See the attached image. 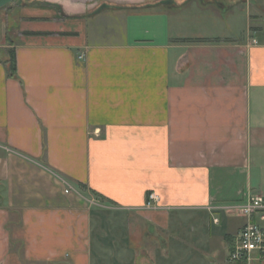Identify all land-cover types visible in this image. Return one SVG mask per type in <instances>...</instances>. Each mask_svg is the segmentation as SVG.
I'll return each instance as SVG.
<instances>
[{"label": "crops", "instance_id": "1", "mask_svg": "<svg viewBox=\"0 0 264 264\" xmlns=\"http://www.w3.org/2000/svg\"><path fill=\"white\" fill-rule=\"evenodd\" d=\"M23 4L0 15V264H230L264 198V0Z\"/></svg>", "mask_w": 264, "mask_h": 264}, {"label": "built area", "instance_id": "2", "mask_svg": "<svg viewBox=\"0 0 264 264\" xmlns=\"http://www.w3.org/2000/svg\"><path fill=\"white\" fill-rule=\"evenodd\" d=\"M155 193L149 195L148 206L157 201ZM240 213L246 218L230 253V264H262L264 261V198L254 195L239 206ZM217 221V219H215Z\"/></svg>", "mask_w": 264, "mask_h": 264}, {"label": "rangeland", "instance_id": "3", "mask_svg": "<svg viewBox=\"0 0 264 264\" xmlns=\"http://www.w3.org/2000/svg\"><path fill=\"white\" fill-rule=\"evenodd\" d=\"M24 1L26 2L27 0H14L9 5L0 8V15L4 17V19H6V13H11L14 16H17V13H19L20 8L24 5Z\"/></svg>", "mask_w": 264, "mask_h": 264}, {"label": "trees", "instance_id": "4", "mask_svg": "<svg viewBox=\"0 0 264 264\" xmlns=\"http://www.w3.org/2000/svg\"><path fill=\"white\" fill-rule=\"evenodd\" d=\"M9 62H10L11 71L13 73H15L16 69H17V66H16V59H15V55L14 54L11 55Z\"/></svg>", "mask_w": 264, "mask_h": 264}, {"label": "water", "instance_id": "5", "mask_svg": "<svg viewBox=\"0 0 264 264\" xmlns=\"http://www.w3.org/2000/svg\"><path fill=\"white\" fill-rule=\"evenodd\" d=\"M14 0H0V8L5 7L12 3Z\"/></svg>", "mask_w": 264, "mask_h": 264}]
</instances>
